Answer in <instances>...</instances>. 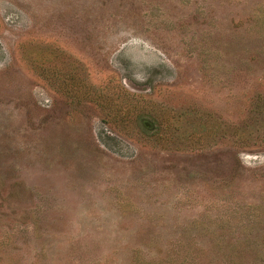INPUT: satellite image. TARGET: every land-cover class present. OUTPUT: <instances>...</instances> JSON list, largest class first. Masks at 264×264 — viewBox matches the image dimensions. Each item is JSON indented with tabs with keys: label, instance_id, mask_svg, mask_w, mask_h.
I'll list each match as a JSON object with an SVG mask.
<instances>
[{
	"label": "rangeland",
	"instance_id": "rangeland-1",
	"mask_svg": "<svg viewBox=\"0 0 264 264\" xmlns=\"http://www.w3.org/2000/svg\"><path fill=\"white\" fill-rule=\"evenodd\" d=\"M0 264H264V0H0Z\"/></svg>",
	"mask_w": 264,
	"mask_h": 264
}]
</instances>
